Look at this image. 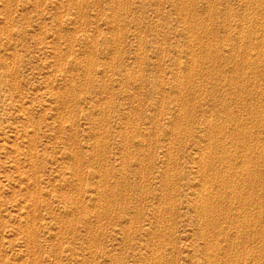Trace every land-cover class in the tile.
<instances>
[{
    "label": "rangeland",
    "instance_id": "374dc122",
    "mask_svg": "<svg viewBox=\"0 0 264 264\" xmlns=\"http://www.w3.org/2000/svg\"><path fill=\"white\" fill-rule=\"evenodd\" d=\"M0 264H264V0H0Z\"/></svg>",
    "mask_w": 264,
    "mask_h": 264
},
{
    "label": "bare ground",
    "instance_id": "6f19581e",
    "mask_svg": "<svg viewBox=\"0 0 264 264\" xmlns=\"http://www.w3.org/2000/svg\"><path fill=\"white\" fill-rule=\"evenodd\" d=\"M208 138V137H207ZM212 141V140H211ZM221 157H222V155H221ZM223 158V157H222ZM226 158H227V156H226ZM205 161V160H204ZM208 162V161H207ZM206 200H208V199H206ZM205 200V201H206ZM210 201V200H209ZM206 205V204H205ZM212 205V204H211ZM209 206V205H208ZM209 209V208H208ZM212 209V208H211ZM216 209V208H215ZM214 210V209H213ZM215 211V210H214ZM202 215V214H201ZM209 215V214H208ZM212 220V219H211ZM216 220V219H215ZM208 221V220H207ZM213 226V225H212Z\"/></svg>",
    "mask_w": 264,
    "mask_h": 264
}]
</instances>
